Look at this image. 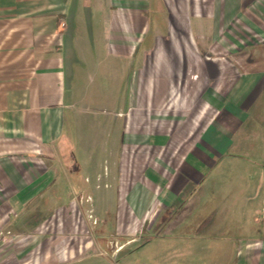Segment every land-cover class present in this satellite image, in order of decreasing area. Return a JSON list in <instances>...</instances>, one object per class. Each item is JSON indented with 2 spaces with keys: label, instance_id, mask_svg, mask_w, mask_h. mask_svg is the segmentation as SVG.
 Segmentation results:
<instances>
[{
  "label": "crops",
  "instance_id": "crops-1",
  "mask_svg": "<svg viewBox=\"0 0 264 264\" xmlns=\"http://www.w3.org/2000/svg\"><path fill=\"white\" fill-rule=\"evenodd\" d=\"M248 35H264V0H0V232L10 229L16 244L8 254L46 244L51 259L71 249L86 228L83 190L100 193L105 210L116 206L120 228H136L114 253L168 240L152 264H264V207L252 204L264 182L236 192L247 205H226L227 191H215L225 163L240 160L244 132L264 119V58L249 59L260 43H243ZM92 68L110 89L79 91ZM99 103L115 117L103 122L105 143L83 138L80 158V105Z\"/></svg>",
  "mask_w": 264,
  "mask_h": 264
},
{
  "label": "rangeland",
  "instance_id": "rangeland-1",
  "mask_svg": "<svg viewBox=\"0 0 264 264\" xmlns=\"http://www.w3.org/2000/svg\"><path fill=\"white\" fill-rule=\"evenodd\" d=\"M93 12L97 16L98 8L93 7ZM94 23L96 24V28H98L97 20H95ZM250 25L253 26V24ZM241 39L245 44L253 42L249 39H253L260 43L257 46H250L247 48L249 50V59L264 58V50H260L264 49L260 48L264 47V35H256L254 37L248 35V37L243 36ZM103 68L104 69H101V71L105 70L106 65H103ZM91 74L93 75H89L86 80L79 82V91L81 93L95 87L102 90L106 89V91L110 89L108 77L104 73L101 78L99 76L96 77L94 76L95 68H92ZM98 81L102 83L99 84ZM100 105L101 106L88 105V107L86 104L80 105L81 112L78 115L79 129L77 132V152L80 158L87 155L84 149L86 141L83 138L94 134L101 143H105L107 137L103 122L106 121V119H114L115 117V115H110L111 108L104 107L103 103ZM255 126L257 129L252 127V129H254L252 132H244V137H247V145L235 150V155L239 157L240 160L236 159L235 163H225L222 170V179L219 181V186L215 188V191H227L224 199V204L226 205H231L236 199L241 205H247L243 196L237 198L236 192L244 189L247 190L248 188L254 189L255 185L264 182V132L262 131V129L264 130V119H259ZM68 129H71L69 124ZM92 129L96 130L94 131ZM258 129H260V131ZM115 135L117 134L115 133ZM98 152L99 155H103L102 151ZM228 159L230 158L228 157ZM82 177L85 178V176ZM84 180L85 179H83V181ZM90 183H94L93 179H91ZM229 189L234 190L235 194L233 196L229 195ZM82 191L83 190L76 196V199L82 204L81 214L86 228L76 236L78 242H75V245L70 243L71 249L65 251H56L55 249L54 256L51 259H44V252L47 249L46 244H44V249L42 245L34 246L30 255H19L16 257L13 252L8 254L9 248L12 249L16 245L15 241L11 239V231L10 229H3L0 232V264H34L35 257L38 259L37 264H152L153 260H150L149 255L169 250L170 243L167 240L157 246H153V244L149 242L147 244L148 246L142 249H140V243L124 245L114 253L113 244L115 242H122L128 238L129 233L135 231L136 228L133 225L129 228H120L118 226L119 210H117L116 206L113 207L115 209L112 208L113 210H105L103 204L104 197L100 195V193L94 196L92 195V199H90L89 196ZM117 198L116 194L111 198L114 205H116ZM214 198L217 197L210 196L207 204L212 203ZM252 204L256 209L261 210L264 207V195L262 194L261 197L258 196ZM197 215L200 216V213ZM131 219V215L128 214L127 221ZM51 223L52 222L49 224ZM46 227L48 226L46 225L42 230L46 231V233L48 232L50 238L58 235L56 227L53 228L49 226L48 230ZM151 235L152 234H150V239L152 237ZM50 247L52 248V245ZM42 249L43 251H41Z\"/></svg>",
  "mask_w": 264,
  "mask_h": 264
}]
</instances>
